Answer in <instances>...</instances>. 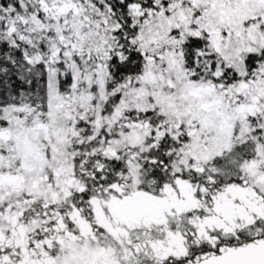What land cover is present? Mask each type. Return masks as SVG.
<instances>
[{
    "label": "snow or ice",
    "instance_id": "snow-or-ice-1",
    "mask_svg": "<svg viewBox=\"0 0 264 264\" xmlns=\"http://www.w3.org/2000/svg\"><path fill=\"white\" fill-rule=\"evenodd\" d=\"M0 264H264V0H0Z\"/></svg>",
    "mask_w": 264,
    "mask_h": 264
}]
</instances>
